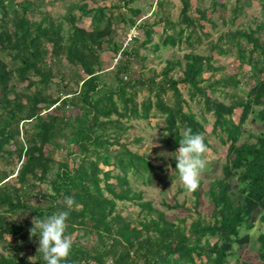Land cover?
Here are the masks:
<instances>
[{
    "label": "trees",
    "instance_id": "obj_1",
    "mask_svg": "<svg viewBox=\"0 0 264 264\" xmlns=\"http://www.w3.org/2000/svg\"><path fill=\"white\" fill-rule=\"evenodd\" d=\"M14 1L0 0V239L11 236L18 242L8 241L11 251L0 252V264H45L37 252L39 237H30V229L34 218L67 210L56 203L64 196L74 197L79 207L66 221L65 234L72 237L73 246L62 264H227L230 258L235 264H264V232L256 236L261 262L239 257L257 216L264 222V21L224 34L236 47L239 61L250 66L245 74L254 83L245 81L246 89L240 71L202 77L204 70L218 69L209 54L188 52L166 59L159 73L144 69L137 76L132 73V60L146 59L139 49L151 42L154 25H163L161 42L154 49L183 42L192 47L201 42L199 32L208 35L191 17L190 0H179L176 21L166 9L167 0H155L160 17L152 23L138 22L142 11L135 6L137 0L110 5L105 0H78L66 4L65 13L57 16L46 9L54 0H20L13 7ZM259 2L264 11V0ZM233 6L230 24L240 12V5ZM31 12L39 17L32 18ZM199 17L205 20L206 14ZM86 18L88 22L83 21ZM124 24L139 27L144 35L130 48L114 41L115 28ZM211 47L227 51L215 42ZM107 50L119 55L111 69L104 67ZM144 88L148 95L137 103ZM208 91L229 97V102ZM195 98L212 114L210 132L227 148L221 176L207 187L212 206L208 216L198 211L200 185L192 193L197 217L187 224L185 218L171 219L144 200L141 191L132 189L128 174L157 183L160 171L172 167L179 176L175 152L182 129L190 127L208 145L204 126L188 102ZM157 114L162 116L163 132H169L166 138L173 148L169 161L132 151L121 141L128 119ZM249 114L260 123L251 142L240 140ZM57 150H64L65 159L55 158ZM74 154L78 161L69 162ZM125 201L139 207L138 218L121 214L118 202ZM168 207L190 211L183 203ZM21 247L25 249L19 254Z\"/></svg>",
    "mask_w": 264,
    "mask_h": 264
},
{
    "label": "rangeland",
    "instance_id": "obj_2",
    "mask_svg": "<svg viewBox=\"0 0 264 264\" xmlns=\"http://www.w3.org/2000/svg\"><path fill=\"white\" fill-rule=\"evenodd\" d=\"M20 0H15L12 4L14 7ZM49 1V0H47ZM78 0H54V2L50 3L46 6L47 11L53 15L57 16L60 13H65L66 4H73ZM111 1L117 0H105L106 5H110ZM193 6V10L190 11L192 14V18L196 23L203 25V33H208V35L204 36L199 32L201 36V42L196 44L195 46H189L185 42L178 43L175 46H166L160 47L159 49H154V44H160L163 34H160L163 25L156 24L154 25L157 30L151 35V42L146 45V47H142L140 45L139 52L145 56V61L140 63L139 61L132 60V70L134 76L144 69L149 74L154 71L155 73H159L163 66L165 65L166 59L169 58H182L184 53L193 52L201 55H210L211 63L214 67L218 69L211 71L204 70L202 73V77L207 78L209 75L213 74V78H219L224 74L230 73L231 71H240L238 77L242 79L243 84H241L244 88H249V84H245L244 82L254 83V80H251L245 72H248L250 66L245 63L239 61L236 54V47L228 41L224 34L227 31L245 29L249 25H254L257 21H264V11H262V6L259 0H215L219 3H223L224 6L220 7L219 5H213V0H190ZM240 5V12L238 16L234 20L233 24H230L229 18L232 16V9L234 4ZM140 11H142L138 15V22H143L146 19H150L148 22L152 23L156 21L160 16V12L155 5V0H137L135 3ZM197 8V9H195ZM166 9L170 12V18L174 21L178 20V15L180 12V3L179 0H167ZM202 11V12H201ZM75 13L79 14V10H75ZM200 13L206 14V18L201 19L199 17ZM32 18H38L37 14L33 12L30 13ZM221 16L224 17L227 23H224L221 20ZM211 21H208L207 19ZM82 21V20H79ZM83 21H89V18L83 19ZM211 22L215 25H211ZM139 24V23H138ZM137 24V25H138ZM137 30V39L128 40V35H130V31L133 30L136 32ZM135 29L130 28L128 24L119 25L115 28L116 35L114 36V41L116 43H122L123 46L130 48L133 45L138 44L143 38L144 35L140 32L139 27H135ZM140 32V36H139ZM170 33V31H169ZM243 41V45H245V40ZM212 42L222 45L224 49L227 51L225 53H220L217 48L211 49ZM250 47V45H247ZM255 56V54H254ZM106 62L104 67L109 66V69L114 67L115 63L119 59V55H115L110 52V50L105 51L102 56ZM242 72H244L242 74ZM175 77H178L180 73L175 71ZM49 90L52 91L55 89L54 81H51ZM179 88L181 90L182 96L188 100V93L184 84L180 83ZM230 87L226 89L229 90ZM211 95L212 93L208 91ZM148 95L147 89L144 88L140 90L136 96L137 103H140L144 98ZM212 96L218 97V99L223 100L224 102H229V97L220 96L218 92L212 94ZM154 98V97H153ZM152 98V99H153ZM198 99L195 98L193 100L188 101L193 112L196 113L197 118L202 122L204 126V130L207 134L208 148L209 151L206 154V159L208 160V167L206 172L202 175L200 180L201 185V203L198 207V211L202 216L207 217L211 205L208 201L207 196V187L209 181L212 179L219 178L221 176V165L225 161V152H226V144L220 142L217 136H214L210 131L212 127L213 116L211 113L203 111L202 102H198ZM139 106V104H138ZM71 113L70 106L66 108V114L69 115ZM238 114H234V119L237 120ZM252 115L249 114L248 118L243 124L244 132L242 133L240 140L248 139L250 142L254 141V135L259 133L260 123L259 121H253ZM162 122V116L157 114V117H133L128 119L125 123L129 127L124 136L121 138V141L126 143L128 148L132 151H136L139 153H146L148 156L154 158L158 156H164L167 161L168 158L173 153V148L169 140L163 136V130L160 125ZM251 135V136H250ZM159 145V146H157ZM77 154V153H76ZM72 155L68 159L69 162H74V160L78 161V155ZM56 159H65L64 150H57L55 153ZM1 164V163H0ZM103 169H108V166H102ZM15 171H16V167ZM114 173H117V170H114ZM161 179L159 182L146 183L143 181V177L137 174L129 173V180L131 183V187L134 190H138L142 192L144 200L152 201L153 205L163 210L171 219H176V217H183L186 220V223H190L191 220L197 217V212L194 209L192 204L193 195L192 193H188L182 183L179 180V176H175L173 174L172 167H168L164 171H160ZM15 172L10 176L13 180ZM106 193V192H105ZM109 195V194H108ZM34 201V199H33ZM174 203L181 204L183 203L186 207L190 208V211H186L181 208L168 207L174 205ZM118 208L121 211L122 215L129 216L132 219L138 218L139 207L135 205L133 202L125 201L118 202ZM141 216V215H140ZM264 232V222L257 216L255 219L254 225L249 232L251 238L249 242L245 245L244 248L239 250V257L241 259H245L248 261H253L255 263L261 262L258 254V244L256 242V236ZM12 240L13 244L18 242L17 239H13L11 236H6L5 239H0V252L5 254L10 253V248L8 247V241ZM214 239L211 238L210 242ZM6 246V248H3ZM25 249V247H21L17 253L20 254ZM30 251V249H27ZM34 257H30V262H34ZM232 258L229 259L227 264H235Z\"/></svg>",
    "mask_w": 264,
    "mask_h": 264
},
{
    "label": "clouds",
    "instance_id": "obj_3",
    "mask_svg": "<svg viewBox=\"0 0 264 264\" xmlns=\"http://www.w3.org/2000/svg\"><path fill=\"white\" fill-rule=\"evenodd\" d=\"M168 135L167 131L163 133L165 137ZM181 136L179 148L175 152L176 170L184 189L188 193H194L200 186L202 175L207 170L206 154L209 148L204 141V136L193 133L190 127L182 129ZM56 203L64 205L67 210L54 212L43 219L34 218L33 227L30 229V237H39L37 252L41 254L45 264H62L69 257L73 246L72 237L65 234L66 221L70 211L74 207L78 208L79 205L71 196H64Z\"/></svg>",
    "mask_w": 264,
    "mask_h": 264
},
{
    "label": "built area",
    "instance_id": "obj_4",
    "mask_svg": "<svg viewBox=\"0 0 264 264\" xmlns=\"http://www.w3.org/2000/svg\"><path fill=\"white\" fill-rule=\"evenodd\" d=\"M133 29H135V27H133ZM136 30V29H135ZM131 33H130V35H128V40H131L134 36H136L137 35V30H136V32H134L133 30H131L130 31Z\"/></svg>",
    "mask_w": 264,
    "mask_h": 264
}]
</instances>
